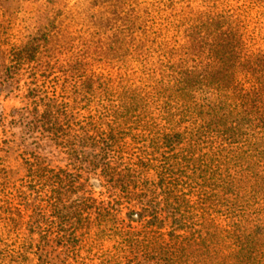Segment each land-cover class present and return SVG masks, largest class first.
Here are the masks:
<instances>
[{"label":"trees","instance_id":"16d2710c","mask_svg":"<svg viewBox=\"0 0 264 264\" xmlns=\"http://www.w3.org/2000/svg\"><path fill=\"white\" fill-rule=\"evenodd\" d=\"M0 57V264H264V0H0Z\"/></svg>","mask_w":264,"mask_h":264},{"label":"rangeland","instance_id":"374dc122","mask_svg":"<svg viewBox=\"0 0 264 264\" xmlns=\"http://www.w3.org/2000/svg\"><path fill=\"white\" fill-rule=\"evenodd\" d=\"M4 66L0 57V144L2 141L7 142L6 146H1L4 151L0 155L6 160L7 166L12 171L13 178L17 179L23 176L19 156L25 151L26 146L32 143V140L28 138L27 132L19 123L20 119L17 112L25 108L22 94L20 92L9 94L5 91L4 85H1L3 83L2 79H4L2 75ZM54 165L61 166L63 164L56 160ZM93 185L95 186V197L99 198V184L97 181H93ZM44 260L50 262V264H58L55 255L44 257Z\"/></svg>","mask_w":264,"mask_h":264}]
</instances>
